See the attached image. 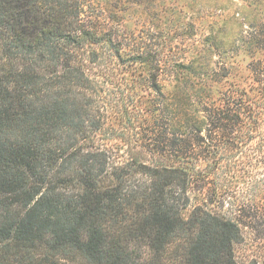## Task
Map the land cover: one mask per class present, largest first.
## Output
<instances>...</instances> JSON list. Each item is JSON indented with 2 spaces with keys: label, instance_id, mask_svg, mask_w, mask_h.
I'll return each instance as SVG.
<instances>
[{
  "label": "trees",
  "instance_id": "16d2710c",
  "mask_svg": "<svg viewBox=\"0 0 264 264\" xmlns=\"http://www.w3.org/2000/svg\"><path fill=\"white\" fill-rule=\"evenodd\" d=\"M127 3L0 0V264H243L240 223L208 183L238 166L264 99L254 105L231 85L192 113L195 94L181 83L193 61L141 45L124 24ZM113 66L144 68L154 83L146 143L156 161L119 160L97 140L106 124L98 77ZM262 67L250 75L264 91ZM233 78L224 67L222 81Z\"/></svg>",
  "mask_w": 264,
  "mask_h": 264
},
{
  "label": "rangeland",
  "instance_id": "374dc122",
  "mask_svg": "<svg viewBox=\"0 0 264 264\" xmlns=\"http://www.w3.org/2000/svg\"><path fill=\"white\" fill-rule=\"evenodd\" d=\"M127 2L133 13L124 24L141 45L148 44L154 51L163 47L173 60L193 61L191 76L181 83L195 94L188 101L192 113L199 114L195 112L198 102H221L222 90L231 85L248 90L254 105L263 102L264 91L252 81L250 68L264 66V0H140L143 9L133 6L135 0ZM260 62V66L252 65ZM224 67L233 73L231 82L222 81ZM146 74L141 67L113 66L98 77L106 124L97 140L110 146L119 160L156 161L146 140L152 134L160 97ZM159 80L171 81L168 75ZM250 134L253 138L239 142L241 148L233 158L238 166L221 167L208 183L209 193L220 186L218 196L210 194L216 206L240 223L241 240L235 245V256L243 264L264 263V118L260 128ZM131 180L139 184L143 176L134 173Z\"/></svg>",
  "mask_w": 264,
  "mask_h": 264
}]
</instances>
